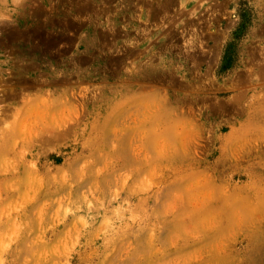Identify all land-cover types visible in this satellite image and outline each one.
I'll return each instance as SVG.
<instances>
[{"label":"rangeland","instance_id":"374dc122","mask_svg":"<svg viewBox=\"0 0 264 264\" xmlns=\"http://www.w3.org/2000/svg\"><path fill=\"white\" fill-rule=\"evenodd\" d=\"M0 264H264V0H0Z\"/></svg>","mask_w":264,"mask_h":264}]
</instances>
